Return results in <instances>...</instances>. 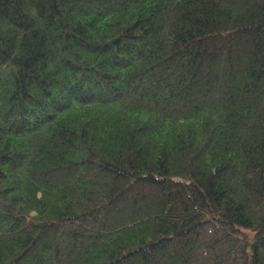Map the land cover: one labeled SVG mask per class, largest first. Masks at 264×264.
Wrapping results in <instances>:
<instances>
[{
	"label": "trees",
	"instance_id": "trees-1",
	"mask_svg": "<svg viewBox=\"0 0 264 264\" xmlns=\"http://www.w3.org/2000/svg\"><path fill=\"white\" fill-rule=\"evenodd\" d=\"M0 264H264V0H0Z\"/></svg>",
	"mask_w": 264,
	"mask_h": 264
}]
</instances>
